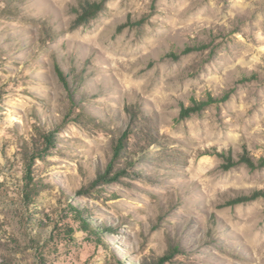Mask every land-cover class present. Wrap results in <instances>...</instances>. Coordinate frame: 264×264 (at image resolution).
<instances>
[{
  "label": "rangeland",
  "instance_id": "374dc122",
  "mask_svg": "<svg viewBox=\"0 0 264 264\" xmlns=\"http://www.w3.org/2000/svg\"><path fill=\"white\" fill-rule=\"evenodd\" d=\"M100 1L0 0V264H264V0Z\"/></svg>",
  "mask_w": 264,
  "mask_h": 264
},
{
  "label": "trees",
  "instance_id": "16d2710c",
  "mask_svg": "<svg viewBox=\"0 0 264 264\" xmlns=\"http://www.w3.org/2000/svg\"><path fill=\"white\" fill-rule=\"evenodd\" d=\"M107 1L108 0H102L100 2L89 3L88 6L85 7L83 9V11L79 14V16L77 18V22L79 24H82V23H86L89 20L95 18L101 11H103L105 9ZM187 50H188L187 52L191 51L189 49H187ZM57 70H58V73L61 77V80L63 81L64 85L69 88V92H70L69 80L67 79V75L64 73V71L62 70V68H60L59 65H57ZM256 78H258V75L253 74L251 76L244 77L242 79V81L245 82V81L253 80ZM231 94L232 93H227L224 97V100L229 99ZM70 100H72V99H70ZM210 104H211V101L196 102L193 106H190V107L184 109L182 111V116L188 117L193 113L202 112ZM54 134L55 133L44 135L45 140L49 144L52 143ZM128 135H129V132L125 131L122 134V136L120 137L117 145L114 147V157L115 158L119 157V155L122 153L124 146H125L124 142H125ZM228 160L230 161V163L228 165H226L227 168H232V167H234L240 163H245L252 170L264 167V157L260 158L258 161H255V159L252 158L248 152L243 153L238 161L233 160L231 157H228ZM113 166H114V164L112 163L111 165H109L107 167V169L103 173H99V177L95 180V183L99 184L101 181L108 183V182H112L114 180H117L118 176H119V172H116L115 174L111 175V172L113 171ZM259 197H264V191H255L251 195L237 199L236 202L251 201V200L257 199ZM179 249L180 248L175 247L173 249V251H174L173 253L172 252L169 253L168 256L165 255L160 260L162 262H164V260H166V261L170 260L174 256V254L177 253V250H179Z\"/></svg>",
  "mask_w": 264,
  "mask_h": 264
}]
</instances>
